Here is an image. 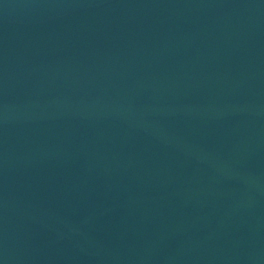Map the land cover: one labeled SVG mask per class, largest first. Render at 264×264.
<instances>
[{"label":"water","instance_id":"water-1","mask_svg":"<svg viewBox=\"0 0 264 264\" xmlns=\"http://www.w3.org/2000/svg\"><path fill=\"white\" fill-rule=\"evenodd\" d=\"M0 264H264V0H0Z\"/></svg>","mask_w":264,"mask_h":264}]
</instances>
